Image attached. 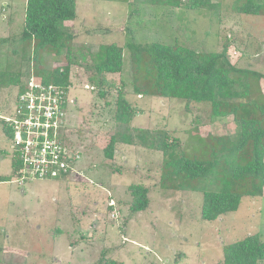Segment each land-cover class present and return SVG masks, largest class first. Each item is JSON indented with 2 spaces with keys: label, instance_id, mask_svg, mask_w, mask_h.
Segmentation results:
<instances>
[{
  "label": "rangeland",
  "instance_id": "obj_1",
  "mask_svg": "<svg viewBox=\"0 0 264 264\" xmlns=\"http://www.w3.org/2000/svg\"><path fill=\"white\" fill-rule=\"evenodd\" d=\"M242 1L213 0V9L189 10L163 0H76L77 18L65 24L75 35L71 58L79 61L71 68L66 135L69 148L81 154L78 173L23 187L12 183L10 142L0 121V175L10 179L0 183V264H101L107 258L119 264H222L224 245L251 235L264 242V193L244 197L237 211L205 221L204 192L216 190L213 180L199 182L197 191L163 189L161 152L117 144L114 161L104 153L119 130L115 114L122 89L139 111L132 128L165 131L189 155L207 160L208 138L237 139L238 122L233 116L215 118L209 104L193 103L187 110L184 101L136 95L126 45L159 42L211 53L222 52L228 39L230 62L259 73L264 94V15L239 13ZM26 4L0 0V73L18 80L33 71L31 47L19 42ZM111 43L124 48V70L105 76L101 98L102 89L93 90L92 73L84 68L91 64L86 49L94 53ZM67 58L64 50L42 60L53 70L65 68ZM9 81L0 84L2 115L16 105L18 86ZM131 184L150 189L149 208L136 215L129 211Z\"/></svg>",
  "mask_w": 264,
  "mask_h": 264
},
{
  "label": "trees",
  "instance_id": "obj_2",
  "mask_svg": "<svg viewBox=\"0 0 264 264\" xmlns=\"http://www.w3.org/2000/svg\"><path fill=\"white\" fill-rule=\"evenodd\" d=\"M163 1L174 8L185 7L189 10L217 7L213 0ZM236 11L252 16L264 15V0H243L236 6ZM76 18V0H27L19 42L24 48L31 47L28 67L33 66V71L26 73L21 80L17 75L0 73V84L10 79V83L15 82L18 86V93H22L31 75H34L41 78L44 84H55L69 92L71 68L79 61L71 58L75 35L65 24ZM126 48L130 53L131 86L136 95L184 101L187 110L193 103L209 104L215 118L233 116L240 132L235 141L208 138L207 143L212 146L210 159L189 155L179 140L171 138L165 131L132 128L131 124L139 111L127 100V91L122 89L115 114L119 130L104 150L105 157L114 159L117 144L161 152L164 159L160 186L163 189L197 191L199 182L213 180L217 185L216 190L204 192L201 218L205 221H216L237 211L244 197H262L264 94L259 87L262 76L257 72L238 69L230 62L228 39L222 52L211 53L159 42L139 44L128 41ZM64 50L68 56L65 68H44V54L60 56ZM86 52L91 59V64L84 67L92 73L90 83L93 90L101 88L99 95L105 98V76L122 74L124 48L111 43L101 46L97 52L88 49ZM1 125L4 138L11 139V128L2 121ZM17 167L13 160L10 179L14 177ZM10 179L0 176V183ZM129 193V211L132 215L149 208V188L143 184H131ZM108 206L115 211V205ZM258 236L251 235L224 245L222 264H259L264 261V242ZM101 264L119 263L107 258Z\"/></svg>",
  "mask_w": 264,
  "mask_h": 264
},
{
  "label": "built area",
  "instance_id": "obj_3",
  "mask_svg": "<svg viewBox=\"0 0 264 264\" xmlns=\"http://www.w3.org/2000/svg\"><path fill=\"white\" fill-rule=\"evenodd\" d=\"M27 82L25 90L17 93L15 108L0 114V120L13 131L7 141L18 167L11 182L19 187L78 173L81 159L67 142V109L72 104L68 90L44 84L34 75Z\"/></svg>",
  "mask_w": 264,
  "mask_h": 264
},
{
  "label": "crops",
  "instance_id": "obj_4",
  "mask_svg": "<svg viewBox=\"0 0 264 264\" xmlns=\"http://www.w3.org/2000/svg\"><path fill=\"white\" fill-rule=\"evenodd\" d=\"M128 147H130V146H128ZM117 150H118V149H117ZM118 153H119V152H118ZM118 153H117V151H116V154H115V157H114L113 161L115 160V158H117L116 155H117ZM0 176H1V175H0ZM67 177H68V176H67ZM67 177H65V178H67ZM65 178H62V179H65ZM48 181H49V180H48ZM33 182H34V181H33ZM88 182H90V181L88 180ZM90 183H91V182H90ZM27 184H28V183H27ZM22 187H23V186H22ZM111 200H112V199H111ZM112 201H114V200H112ZM259 264H260V263H259Z\"/></svg>",
  "mask_w": 264,
  "mask_h": 264
}]
</instances>
